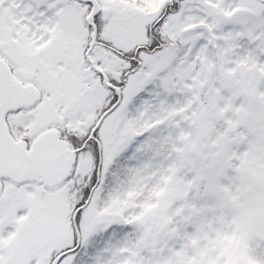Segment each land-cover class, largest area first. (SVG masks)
I'll list each match as a JSON object with an SVG mask.
<instances>
[{"label":"snow or ice","instance_id":"6c2138e0","mask_svg":"<svg viewBox=\"0 0 264 264\" xmlns=\"http://www.w3.org/2000/svg\"><path fill=\"white\" fill-rule=\"evenodd\" d=\"M0 264H264V0H0Z\"/></svg>","mask_w":264,"mask_h":264}]
</instances>
